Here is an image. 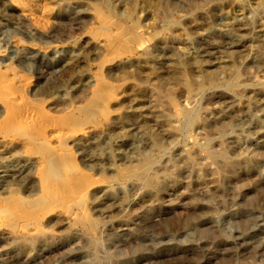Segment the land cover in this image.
<instances>
[{
  "label": "rangeland",
  "instance_id": "rangeland-1",
  "mask_svg": "<svg viewBox=\"0 0 264 264\" xmlns=\"http://www.w3.org/2000/svg\"><path fill=\"white\" fill-rule=\"evenodd\" d=\"M228 63L236 83L222 70L193 84L197 65ZM0 88V264H264V0H0ZM190 108L207 119L194 143L166 120ZM224 130L233 139L209 145L231 173L198 147ZM49 157L70 181L43 186ZM37 224L20 250L12 238Z\"/></svg>",
  "mask_w": 264,
  "mask_h": 264
},
{
  "label": "bare ground",
  "instance_id": "bare-ground-1",
  "mask_svg": "<svg viewBox=\"0 0 264 264\" xmlns=\"http://www.w3.org/2000/svg\"><path fill=\"white\" fill-rule=\"evenodd\" d=\"M108 4V3H107ZM189 4V3H188ZM192 4V3H191ZM17 5H19V4H17ZM94 8V7H93ZM111 8V7H110ZM239 11V10H238ZM28 13V12H27ZM93 13H94V11H93ZM25 14V13H24ZM29 14V13H28ZM161 14V13H160ZM27 15V14H26ZM25 15V16H26ZM23 18V17H22ZM29 21V20H28ZM27 22V21H26ZM33 22V21H32ZM30 23V22H29ZM111 23H113V22H111ZM32 24H34V23H32ZM122 24V23H121ZM109 25V24H108ZM124 25V24H123ZM35 27H38L37 25H35L33 28H35ZM106 27H108V26H106ZM39 28V27H38ZM114 28V27H113ZM44 29V28H43ZM38 30V29H37ZM40 30V29H39ZM38 30V31H39ZM42 31V30H41ZM132 31V30H131ZM121 33H124V32H122V30L120 31ZM41 33V32H40ZM176 33V32H175ZM122 36H124V35H122ZM126 37V36H125ZM100 41V40H99ZM98 41V42H99ZM120 42V41H119ZM96 44H98L97 42H96ZM120 44V43H119ZM118 44V45H119ZM180 45V44H179ZM98 46H101V45H98ZM117 46V45H116ZM129 46V45H128ZM135 48V47H134ZM147 48V47H146ZM129 49H131L130 47H129ZM143 50V49H142ZM148 51V50H147ZM128 52V51H127ZM189 52V51H188ZM134 53V52H133ZM138 54V53H137ZM145 54H147L148 56H150L151 57V53H145ZM124 55V54H123ZM139 56V55H138ZM140 56H142V54L140 55ZM192 56V55H191ZM122 57V56H121ZM149 57V58H150ZM155 57V56H154ZM188 57V56H187ZM190 57V56H189ZM129 58V57H128ZM176 58V57H175ZM125 60H126V58H124ZM137 59V58H136ZM183 60V59H182ZM193 60V59H192ZM121 61V60H120ZM120 61H119V63H120ZM177 61H179V60H177ZM172 62V61H171ZM184 62H185V60H184ZM122 63V62H121ZM142 63V62H141ZM140 63V61H139V65L141 64ZM260 63H261V61H260ZM124 64V63H123ZM133 64V63H132ZM138 64V63H137ZM177 64V63H176ZM183 64V63H182ZM192 64V63H191ZM174 66H176V65H174ZM171 68H173V67H171ZM197 69H198V75L197 76H195V78H193L192 80V82H193V84L195 85V87L199 90V89H202L205 85H212V84H214L215 83V81H216V79H218V74H219V71H222V72H226V71H228V74H229V81H228V85H232V84H234V83H236L237 82V78H238V73H237V70L235 69V67H234V65L232 64V63H228V64H226V65H223V66H220L219 68H217V69H201V66H198L197 65V67H196ZM203 68V67H202ZM137 69V68H136ZM139 69V68H138ZM126 70V69H125ZM149 70H151L150 72L152 73V74H154V76H159L158 75V73L156 72L157 71V69H153V68H151V69H149ZM177 70V69H176ZM178 70H180V69H178ZM194 70V69H193ZM135 71V70H134ZM139 71V70H138ZM131 72H132V70H131ZM119 73V72H118ZM129 73H130V71H129ZM128 72H127V74H129ZM133 73V72H132ZM131 73V74H132ZM221 73V72H220ZM227 73V72H226ZM173 74V79H175V78H177V74H175V73H172ZM171 74V75H172ZM181 74H183V73H180V76H181ZM122 76L123 75H125V72H123L122 74H121ZM130 75V74H129ZM221 75H222V73H221ZM220 75V76H221ZM225 75V74H224ZM121 76V77H122ZM126 76H128V75H126ZM164 76V75H163ZM128 77H131V76H128ZM157 78H159V77H157ZM160 79V78H159ZM161 80H164V79H161ZM247 81V80H246ZM254 81V80H253ZM163 82V81H162ZM170 82V81H169ZM257 82H259V84H262L263 83V81L259 78L258 80H257ZM165 83H166V80H165ZM179 83V82H178ZM180 83H181V81H180ZM163 84V83H162ZM29 85V84H28ZM221 85V84H220ZM139 86V85H138ZM3 87V86H2ZM25 87V86H24ZM26 87H27V85H26ZM125 87V86H124ZM231 87V86H230ZM7 88V87H6ZM140 88V87H139ZM236 88V87H235ZM0 89H2L3 90V88H0ZM5 89V88H4ZM24 89H26V88H24ZM32 90V89H31ZM35 90V89H34ZM123 90V89H122ZM259 90V89H258ZM6 91H7V89H6ZM138 91H139V89H138ZM169 91H170V89H169ZM0 92H2V91H0ZM3 92H5L4 90H3ZM2 92V93H3ZM9 92V91H8ZM7 92V93H8ZM6 93V92H5ZM96 93V92H95ZM103 93V92H102ZM127 93H128V91H127ZM126 93V94H127ZM172 93V92H171ZM132 94V93H131ZM14 95V94H13ZM100 95H102L101 93H100ZM171 95V94H170ZM7 96L8 95H5V98L7 99ZM15 96V95H14ZM119 96V95H118ZM141 96V95H140ZM158 96V95H157ZM102 97V96H101ZM170 97V96H169ZM2 98V97H1ZM146 98V97H145ZM193 98V97H192ZM103 99V98H102ZM151 99V98H150ZM149 99V100H150ZM191 99V98H190ZM93 100H94V97H93ZM92 100V101H93ZM170 100V99H169ZM3 101H5V100H3ZM3 101H0L1 102V104L0 105H3L2 103H3ZM161 101V100H160ZM8 101H5L4 102V105L7 103ZM119 103V102H118ZM153 103V102H152ZM151 103V104H152ZM154 103H157L156 102V100H155V102ZM150 104V105H151ZM8 105V104H7ZM60 105V104H59ZM98 105H99V101H95V102H93L92 103V105L90 106V108H89V111L90 112H93V109L95 108V107H98ZM103 106V105H102ZM4 107H6L7 108V106H4ZM10 107V106H9ZM92 107V108H91ZM150 107V106H149ZM148 107V108H149ZM15 108V107H14ZM163 109V108H162ZM185 110V109H184ZM258 110V109H257ZM10 111V110H9ZM99 111H101V110H99ZM162 111V110H161ZM13 112V111H12ZM12 112H10V113H12ZM6 113V112H5ZM7 114H8V112H7ZM7 114L5 115V116H7ZM87 114V113H86ZM93 114V113H92ZM99 114V113H98ZM10 115V114H9ZM8 115V116H9ZM4 116V118H7V117H5ZM12 116V115H11ZM11 116H9L10 118H11ZM21 116V115H20ZM93 116V115H92ZM8 117V118H9ZM91 117V116H90ZM94 117V116H93ZM167 117H168V119L166 118V120L169 122V124H168V131L172 134V133H178V132H184V136L187 138V140L189 141V142H193L194 143V138H193V136L191 135V133L192 132H190V129H191V127L195 124H198L197 126H199V125H202L203 127L205 126V124H206V121H207V119H205V118H202V115H201V117H200V115H198L197 114V112H196V110H194L193 108L191 109H186L185 111H183V118H182V120H176V121H172L171 119H170V116L169 115H167ZM16 118V117H15ZM18 118V117H17ZM181 118V117H180ZM22 119V118H21ZM26 119V118H25ZM92 119V118H91ZM216 119V118H215ZM8 120V119H7ZM11 120H13V119H11ZM11 120L9 119V122H11ZM15 120V119H14ZM14 120L12 121V122H14ZM6 121V120H5ZM106 121V120H105ZM16 122V121H15ZM30 122V121H29ZM2 123V122H1ZM93 123V122H92ZM95 123V122H94ZM111 123V122H110ZM3 124H5V123H3ZM11 124V123H10ZM18 124V123H17ZM20 124V123H19ZM12 125H13V123H12ZM16 125V124H15ZM14 125V126H15ZM23 125V124H22ZM207 125H209V124H207ZM8 126V125H7ZM23 126H25V125H23ZM29 126H30V124H29ZM217 126V125H216ZM225 126H226V124H225ZM225 126H223V127H225ZM37 128V127H36ZM206 128V127H205ZM204 128V129H205ZM210 128V127H209ZM226 128V127H225ZM22 129H24V128H22ZM25 129H26V127H25ZM38 129V128H37ZM216 129V128H215ZM220 129H222V128H220ZM30 130V129H29ZM45 130V129H44ZM74 130V129H73ZM100 130V129H99ZM227 130V129H226ZM33 131H34V127H33ZM72 131V130H71ZM91 131V130H90ZM96 131V130H95ZM101 131V130H100ZM192 131V130H191ZM207 132H209L208 131V127H207V130H206ZM211 131V130H210ZM220 131V130H219ZM225 131V130H224ZM224 131H222V132H224ZM228 131V130H227ZM24 132H26V133H28L27 131H24ZM24 132H23V134H24ZM39 132V131H38ZM37 132V133H38ZM56 132V131H55ZM97 133H98V131H96ZM16 133V132H15ZM72 133V132H71ZM96 133V134H97ZM210 133H212V132H210ZM225 133H226V131H225ZM220 133V132H217V136L216 135H214V137H210V136H207V138H206V136H205V138L206 139H203V140H205V143L203 142V144L201 143V144H199L198 145V147L199 148H203V147H206V145H209V143L211 142V141H214V140H216V141H221V140H224V142H226V143H228L231 139H233V137L235 136V135H233L232 133ZM40 134V133H39ZM49 134V133H48ZM208 134V133H207ZM25 135V134H24ZM33 135V134H32ZM67 135V134H66ZM71 135V134H70ZM210 135V134H209ZM2 136V135H1ZM12 136V135H11ZM31 137V136H28V135H25V137ZM212 136V135H211ZM216 136V137H215ZM3 137V136H2ZM5 137H6V135H5ZM8 137V136H7ZM16 137V136H15ZM38 137V136H37ZM76 137V136H75ZM74 137V138H75ZM4 138V137H3ZM13 138V137H12ZM18 138V137H17ZM42 138V137H41ZM40 138V139H41ZM63 138V137H62ZM14 139V138H13ZM23 139V138H22ZM35 139V138H34ZM214 139V140H213ZM9 140V139H8ZM19 140V139H18ZM24 140V139H23ZM77 140V139H76ZM10 141V140H9ZM25 141V140H24ZM39 141V140H38ZM228 141V142H227ZM2 142V141H1ZM5 142L7 143V141L5 140ZM14 142V141H13ZM37 142V141H36ZM56 142V141H55ZM74 142V141H73ZM151 142H152V145H151V149L153 150V151H155V152H157V151H159V144H158V141H157V139L155 138V137H153L152 136V138H151ZM9 143V142H8ZM12 143V142H11ZM26 143H28V142H26ZM29 143H31V142H29ZM38 143V142H37ZM214 143V142H213ZM216 143V142H215ZM220 143V142H219ZM219 143H217V144H219ZM211 144V143H210ZM11 145V147H12V144H10ZM21 145V144H20ZM40 145V144H39ZM220 145V144H219ZM223 145H224V143H223ZM5 146H7V145H5ZM23 146V145H22ZM190 146V145H189ZM210 146L211 145H209V149L207 150V157L205 156L204 158H208V159H211V160H213V159H218V160H220V162H221V169L223 170V169H227L228 170V172L229 173H231L232 171H234V165L236 164V162L234 161H232L230 158H227L226 157V152H225V150H223V149H219L218 151H212L211 150V148H210ZM216 146V145H215ZM220 146H222V145H220ZM237 146V145H236ZM52 147V146H51ZM10 148V147H9ZM13 148V147H12ZM45 149V148H44ZM43 149V150H44ZM126 149V148H125ZM203 149H205V148H203ZM32 150H34V149H32ZM37 151V150H36ZM36 151L35 152H33V153H35L36 154ZM205 151V150H204ZM45 153V152H44ZM43 153V154H44ZM14 154H15V152H14ZM141 154V153H140ZM139 154V155H140ZM143 154V155H142ZM142 154H141V157H142V159L144 160V163H143V167H142V170H144L143 172L145 173L146 171H148L149 170V167H150V164H153V163H150L151 162V159H150V157L149 156H147L146 154H144L143 152H142ZM160 154H161V152H160ZM192 154V153H191ZM197 154V153H196ZM205 154V153H204ZM16 155V154H15ZM30 155V154H29ZM37 155V154H36ZM134 155V154H133ZM239 155V154H238ZM38 156H39V153H38ZM44 157H45V155H43ZM47 156V155H46ZM53 156V155H52ZM41 157H42V155H41ZM48 157V156H47ZM53 157H55V156H53ZM63 157V156H62ZM36 158V157H35ZM50 158V157H49ZM196 159H198V158H196ZM37 160V159H36ZM39 161H43V159H41L40 158V160ZM67 161V160H66ZM66 161H64V162H66ZM35 162V161H34ZM63 162V163H64ZM200 162V161H199ZM217 162H219V161H217ZM33 163V162H32ZM36 163V162H35ZM45 163V162H44ZM100 163V162H99ZM205 163V162H204ZM179 164V163H178ZM209 164V163H208ZM220 164V163H219ZM67 165V164H66ZM35 166V165H34ZM33 166V167H34ZM42 166V165H41ZM40 166V167H41ZM74 166V165H73ZM173 166H175L174 164H173V162H171L170 161V167L172 168ZM32 167V168H33ZM71 167V166H70ZM70 167L68 166V168L70 169ZM193 167V166H192ZM202 167V166H201ZM35 168H38V167H35ZM65 169H68L67 167H64ZM174 168V167H173ZM62 169H63V167H62ZM62 169H61V167H60V169H59V167H58V161H56V160H54V159H52V158H50V161H49V167L43 172V174H42V176H43V179H44V182H43V186L46 184V182H52V181H54V180H57V179H64L65 181L66 180H69V176H68V174H67V171H62ZM72 169V168H71ZM141 169V168H140ZM160 169V168H159ZM164 169V168H163ZM37 170H40V169H37ZM44 170V169H43ZM142 170H141V172H142ZM69 171V170H68ZM101 171V170H100ZM40 171H38V173H39ZM71 172V171H70ZM75 172V171H74ZM109 172V171H108ZM223 172H225V171H223ZM35 174V176L37 177L38 175H36V172L34 173ZM139 174V173H138ZM141 174V173H140ZM168 174V173H167ZM40 175V174H39ZM71 175V174H70ZM80 175H81V173H80ZM86 175V174H85ZM108 175H110V174H108ZM114 175V174H113ZM140 176V175H139ZM150 176V175H149ZM39 177H41V176H39ZM21 178V177H20ZM31 178V177H30ZM83 178V177H82ZM134 178H136V177H134ZM133 178V179H134ZM139 178V177H138ZM60 179V180H61ZM77 179V178H76ZM81 179V178H80ZM142 179V178H141ZM12 180V179H11ZM22 180H23V178H22ZM34 180H35V178H34ZM37 180H38V178H37ZM83 180V179H82ZM88 180V179H87ZM105 180V179H104ZM113 180H115V179H113ZM128 180V179H127ZM145 180H146V178H145ZM39 181V180H38ZM41 181V180H40ZM70 181V180H69ZM76 181V180H75ZM130 181V180H129ZM71 182H73V181H71ZM71 182L69 183V184H71ZM77 182V181H76ZM85 182V181H84ZM83 182V183H84ZM114 182V181H113ZM127 182V181H126ZM36 183V182H35ZM56 182L54 181V184H55ZM66 183V182H65ZM90 183V182H89ZM88 183V184H89ZM101 183V182H100ZM117 183V182H116ZM33 184V183H32ZM41 184V183H40ZM49 184V183H48ZM50 184H52V183H50ZM50 184H49V186H50ZM68 184V185H69ZM77 184H79V183H77ZM107 184V183H106ZM157 184H158V182H154V181H150V180H146V182L144 183V185H145V188L147 187L148 189H150V188H153V187H155V186H157ZM9 185V184H8ZM7 185V186H8ZM29 185V184H28ZM108 185V184H107ZM6 186V187H7ZM34 186V185H33ZM53 186H55V185H53ZM75 186V185H74ZM73 186V187H74ZM82 186V185H81ZM8 187H10V185L8 186ZM40 187H41V185H40ZM64 187V186H63ZM72 187V188H73ZM76 187V186H75ZM32 188V187H31ZM37 188H39V187H37ZM41 188H43V187H41ZM40 188V189H41ZM52 188V187H51ZM54 188V187H53ZM60 188V187H59ZM67 188V187H66ZM83 188V187H82ZM95 187H94V184H89L87 187H85V189H86V195L87 196H89V199L92 201V200H95V197H94V195H93V189H94ZM200 189V188H199ZM44 190H45V188H44ZM49 190V189H48ZM56 190V189H55ZM62 190V189H61ZM60 190V191H61ZM73 190H74V188H73ZM72 190V191H73ZM105 190V189H104ZM38 191H39V189H38ZM43 191V190H42ZM49 191H52V190H49ZM75 191V190H74ZM81 190L79 189V192H80ZM84 191V190H83ZM103 191V190H102ZM59 192V191H58ZM58 192H56V193H58ZM66 192V191H65ZM96 192V191H95ZM1 193V192H0ZM43 193V192H42ZM51 193V192H50ZM52 193H55V192H52ZM84 193V192H83ZM65 194V193H64ZM72 194H73V192H72ZM78 194V193H77ZM80 194V193H79ZM40 196L42 195V194H39ZM45 195V194H44ZM85 195V196H86ZM1 196H3V195H1ZM38 196V195H37ZM53 195H51V197H52ZM77 196V195H76ZM76 196H74V197H76ZM46 197V196H45ZM48 197H50L49 195L47 196V199H48ZM61 197V196H60ZM42 198V197H41ZM77 198V197H76ZM17 199H18V197H17ZM16 199V200H17ZM55 199V198H54ZM64 199H66V197L64 198ZM72 199V198H71ZM70 199V202L72 201ZM85 199V198H84ZM3 200H4V198H3ZM14 200V199H13ZM38 200V199H37ZM62 200V199H61ZM67 200H68V198H67ZM12 201V200H11ZM11 201H9V202H11ZM15 201V200H14ZM46 201V200H45ZM74 201V200H73ZM9 202H8V204L7 205H9ZM19 202H21V201H19ZM18 202V203H19ZM64 202V201H63ZM69 202V201H68ZM78 202V201H77ZM89 202V201H88ZM18 203H17V206H18ZM42 203V202H41ZM48 203V202H47ZM58 203V202H57ZM62 203V202H61ZM65 203V202H64ZM72 203V202H71ZM70 203V204H71ZM82 203V202H81ZM6 204V203H5ZM4 204V205H5ZM11 204H12V202H11ZM21 204V203H20ZM25 204L27 205V203L25 202ZM30 204V203H29ZM46 204V203H45ZM50 204V203H49ZM63 204V203H62ZM69 204V203H68ZM88 204V203H87ZM3 205V206H4ZM7 205H5V206H7ZM38 205V204H37ZM52 205H54V204H52ZM56 205V204H55ZM75 205V204H74ZM82 205V204H81ZM86 205V204H85ZM90 205V204H89ZM1 206H2V204L0 203V212L1 213H3V214H5V213H7V211H8V209H4V208H1ZM10 206V205H9ZM20 206V205H19ZM42 206V205H41ZM62 206H64V205H62ZM68 206H70V205H68ZM88 206V205H87ZM11 207V206H10ZM13 207H15L14 206V204H13ZM13 207H12V209H13ZM22 207V206H21ZM26 207V209H27V207H29V206H25ZM37 207V206H36ZM36 207H35V209H36ZM40 207V206H39ZM43 207V206H42ZM53 207V206H52ZM91 207V206H90ZM54 208V207H53ZM11 209V210H12ZM24 209V208H23ZM29 209V208H28ZM31 209V208H30ZM76 209V208H75ZM25 211H27V210H25ZM24 211V212H25ZM18 212H20V210L18 211ZM17 212V213H18ZM22 212L23 211H21V214H22ZM29 211H27V213H28ZM32 212V211H31ZM15 213V212H14ZM13 213V214H14ZM42 213V212H41ZM57 213V212H56ZM10 214H12L11 212H10ZM21 214H19V215H21ZM26 214V213H25ZM54 215H55V213H54ZM15 216V215H14ZM35 216V215H34ZM34 216H33V218H34ZM39 216V215H38ZM45 216V215H44ZM9 217V216H8ZM39 217H41V216H39ZM49 217V216H48ZM70 217V216H69ZM11 218V217H10ZM32 218V219H33ZM40 219V218H39ZM67 219V218H66ZM9 221H10V219H8ZM19 220V219H18ZM25 220V219H24ZM37 219H35V221H36ZM48 220V219H47ZM65 220V219H64ZM26 221V220H25ZM33 221V220H32ZM42 221V220H41ZM44 221V220H43ZM70 221V220H69ZM169 221V220H168ZM12 222V221H11ZM17 222V221H16ZM18 222H20V220L18 221ZM27 222V221H26ZM67 222V221H66ZM96 222V221H95ZM21 223H23L24 224V222H21ZM30 223V222H29ZM33 223V222H32ZM42 222H40V224H41ZM60 223V222H59ZM63 223V222H62ZM171 223H172V221H171ZM176 223V221H174V224ZM185 224L184 225H186V222H184ZM34 224V223H33ZM40 224H37V225H35V227H34V230H36L35 231V233H33L31 236H28V237H25L26 235H24V237L23 236H15L14 238H12V239H14V240H12L13 241V243H16V244H18V248L20 249V250H25V249H28V250H30V249H32L33 248V246L36 244V241L38 240V236L39 235H41L43 232H44V226L43 225H40ZM68 224V223H67ZM8 225V224H7ZM18 225H19V223H18ZM29 225H32V224H29ZM25 227L27 226L26 224L24 225ZM9 227V226H8ZM94 227H95V225H93V223L91 222L90 224H89V226H88V230L90 229H92V230H94ZM1 228V227H0ZM74 228V227H73ZM18 229V228H17ZM32 229V228H31ZM9 230H12V229H9ZM67 230V229H66ZM72 231V230H71ZM9 233H10V231H8ZM13 232H14V230H13ZM69 232V231H68ZM12 233V232H11ZM25 233V232H24ZM21 235V234H20ZM39 242V241H38ZM27 251V250H26ZM30 251H32V250H30ZM29 251V252H30Z\"/></svg>",
  "mask_w": 264,
  "mask_h": 264
}]
</instances>
